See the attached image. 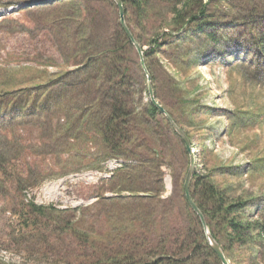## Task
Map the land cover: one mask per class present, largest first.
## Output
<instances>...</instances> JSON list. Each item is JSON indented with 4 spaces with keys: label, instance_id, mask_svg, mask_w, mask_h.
<instances>
[{
    "label": "trees",
    "instance_id": "obj_1",
    "mask_svg": "<svg viewBox=\"0 0 264 264\" xmlns=\"http://www.w3.org/2000/svg\"><path fill=\"white\" fill-rule=\"evenodd\" d=\"M11 1L7 0L1 6H8ZM104 1L114 9L116 15L110 33L105 34L106 40L100 42L98 31L90 25L72 31L67 27L81 21L86 10L81 0H41L33 7L22 6L24 8L21 9H35L38 13L34 16V22L32 19V25L34 23L38 32L33 27L27 28V31L34 32L38 38L42 37V44H47V51L53 49L54 60H63L64 65H73L62 73L24 88L20 91L23 96L6 101L22 104H0L1 113L7 116L6 121L3 117L0 120L10 124L17 117H32L37 122H58L55 127L57 134L65 135L75 146L83 144L87 149L91 146L97 148L101 157L96 163H104L107 159L125 162L106 181L119 187L117 193L127 191L130 193L127 197L139 201L158 199L160 202L161 179L156 191L142 192L128 186L138 182V173L143 171L145 164L141 158L148 156L146 150L157 141L156 136L151 135L154 125L149 119H159L169 133L183 143L150 99L142 108H138L133 101L135 93L131 94L129 75L133 67L140 71L139 58L120 28L115 4L112 0ZM121 2L126 26L137 44L143 48L148 72L147 59L152 54L168 59L173 70L180 69L183 65L180 57L185 53L183 45L191 43L195 27L206 41L213 39V34L203 28L206 14L202 11L204 5L199 9L196 6V9L195 0ZM90 13L88 23H94L96 13ZM249 14L251 18H245L247 24L258 33L256 27L264 23V16L260 12ZM58 28L60 31L54 38ZM149 34L151 37L145 48L141 36L148 37ZM72 37H75L74 44H70ZM100 44V47L91 49V45ZM35 60L38 61V58ZM154 90L156 88L153 86L155 99L191 142L188 132L171 110L161 104L160 92ZM5 150L0 149V180L6 178L11 182L3 188L8 198L3 199L2 203H5L14 224L7 236L22 249L19 253L26 255L21 258L52 257L54 260H73V264H220L206 242L198 217L185 201L183 180L180 188L184 214L181 227L170 233L155 232L152 230L155 223L151 214L147 218V221L152 219L148 225L149 230L141 232L144 218L137 222V219L130 218L132 212H127L123 215L125 219L116 223L118 225L113 234L101 236L85 228L83 216L78 209L36 204L33 198L26 200L21 194V179L14 175L18 172L16 162L4 155ZM184 153L187 156L185 150ZM162 158L161 150L152 151V159ZM187 168L188 164L185 173ZM232 170H235L233 174L230 173ZM215 173L238 178L255 173L262 175L264 159L253 160L247 168L239 171L221 166L198 174L194 167L189 185L191 198L204 216L209 235L220 245L229 264H232L230 260L237 255L238 250L244 251L246 255V260H241V263L260 261L259 264H264V193L249 192L244 189L243 183L237 186L229 183L220 185L214 180ZM11 194H14V199ZM110 199L100 195L101 202ZM144 208L147 210L150 206Z\"/></svg>",
    "mask_w": 264,
    "mask_h": 264
},
{
    "label": "rangeland",
    "instance_id": "obj_2",
    "mask_svg": "<svg viewBox=\"0 0 264 264\" xmlns=\"http://www.w3.org/2000/svg\"><path fill=\"white\" fill-rule=\"evenodd\" d=\"M33 1L41 0H13L8 6H1L7 0H0V104H22L6 101L23 96L20 91L24 88L73 65L54 60L53 49L47 51L42 37L27 31L32 27L37 31L32 19L34 22L38 13L35 9L21 8ZM81 4L86 8L81 21L75 26L61 25H67L70 31L90 25L98 31L99 42L105 41V34L110 33L113 26L114 9L104 0H81ZM202 5V11L206 12L203 28L213 34V39L206 41L195 27L191 43L183 45L185 53L180 57L183 61L180 69L173 70L168 59L152 54L147 59L149 74L152 86L161 94V104L171 110L190 136L196 172L203 174L221 166L239 171L253 160L264 159V23L256 27L260 31L255 33L245 19L251 18L249 13L260 12L264 16V0H195L196 9ZM90 12L96 13L94 23H88ZM59 31L60 28L54 38ZM150 37V34L141 36L143 47H147L145 44ZM74 41L72 37L70 44ZM91 46L94 49L101 44ZM129 78L131 94L135 93L133 101L142 108L149 99L146 76L141 69L133 67ZM1 117L7 120L0 110ZM149 122L154 125L151 135L154 134L157 141L146 150L148 156L141 158L145 164L138 173V182L128 186L142 192L156 191L161 179L160 202L158 199L139 201L127 197L130 195L127 191L117 193L119 187L106 181L125 162L107 159L96 163L101 157L97 148L75 146L68 137L56 133L58 122L53 120L37 122L32 117H17L10 124L0 120V149L6 148L4 155L16 162L18 172L14 175L21 179V194L26 200L33 198L36 204L78 209L90 233L113 234L127 212H132L130 218L137 222L144 218L141 232L149 230L152 219L147 221V218L153 214L155 227L152 230L170 233L183 225L180 188L188 159L183 145L159 119L150 118ZM153 150H161L164 158L152 159ZM214 180L220 185L243 183L249 192L264 193V174L238 178L215 173ZM0 182V264H73V260L52 257L21 258L26 255L20 254L22 249L7 236L14 224L2 203L8 198L3 188L11 181L3 178ZM100 195L112 199L101 202ZM11 196L14 199V194ZM144 206L150 208L146 210ZM241 260H246V255L238 250L230 262L247 264Z\"/></svg>",
    "mask_w": 264,
    "mask_h": 264
},
{
    "label": "water",
    "instance_id": "obj_3",
    "mask_svg": "<svg viewBox=\"0 0 264 264\" xmlns=\"http://www.w3.org/2000/svg\"><path fill=\"white\" fill-rule=\"evenodd\" d=\"M113 3L115 4L117 8V13H118V18H119V25L120 28L123 30V32L127 35L129 41L131 44L134 46L135 51L138 55L139 58V65L140 68L143 70L145 76H146V85H147V91L149 94V99L151 103L158 108V110L165 116L167 121L169 122L170 126L174 130V132L179 136L180 140L183 143L184 150L188 156L189 163H188V168L186 170L183 183H182V190L184 194V198L188 206L191 208V210L195 213V215L198 217L200 224L202 226L206 242L210 248V250L214 253L220 264H229L228 260L226 259L223 250L221 249L220 245L216 243L211 236L209 235L204 216L202 213L199 211L197 206L195 205L194 201L191 198L190 195V181L194 172V167H195V155L193 148L191 146V142L188 139L187 135L177 126V124L173 121V119L169 116V114L163 109V107L158 103V101L155 99L154 92H153V86H152V81H151V76L145 66L144 58H143V48L137 44V42L134 40L131 32L126 26L125 19H124V9H123V4L121 0H112ZM36 1L31 2L30 4H25L23 6H32L35 5Z\"/></svg>",
    "mask_w": 264,
    "mask_h": 264
}]
</instances>
